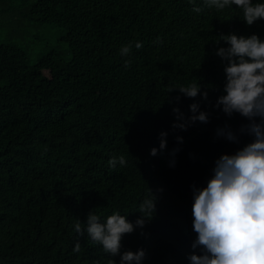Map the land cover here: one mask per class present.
Returning <instances> with one entry per match:
<instances>
[{"label": "trees", "instance_id": "16d2710c", "mask_svg": "<svg viewBox=\"0 0 264 264\" xmlns=\"http://www.w3.org/2000/svg\"><path fill=\"white\" fill-rule=\"evenodd\" d=\"M242 19L237 6L218 12L204 0H0V29L16 36L0 42V264H119L75 223L86 227L91 210L101 222L116 211L134 222L150 190L155 214L123 236L121 252L144 249L142 264H190L200 254L192 249L193 190L207 187L216 160L252 140L216 136L248 123L214 107L225 84L216 50L227 47L214 41L229 33L264 40V20ZM34 24L62 33L30 58L18 43ZM189 83H200L207 100L169 91ZM194 102L209 122L173 129V108L187 117ZM121 155L126 166L111 169L109 159Z\"/></svg>", "mask_w": 264, "mask_h": 264}, {"label": "clouds", "instance_id": "9594fccd", "mask_svg": "<svg viewBox=\"0 0 264 264\" xmlns=\"http://www.w3.org/2000/svg\"><path fill=\"white\" fill-rule=\"evenodd\" d=\"M194 3V0H189ZM204 5L215 8L218 12L237 6L243 12L242 21L251 26L258 20H264V3H253L252 0H204ZM193 12H200V7H193ZM214 42L223 41L227 47H219L216 55L224 62L225 84L223 95H220L214 105L227 116L234 113L245 118L237 131L229 126L217 128L216 136L228 141L239 143L241 135L252 137L251 142L237 150L234 154L222 155L215 162L213 175L207 182V187L193 190L192 225L197 234L192 243L193 250L200 254H191L190 264H264V40L257 34L250 36L234 33L221 34ZM161 41L157 38V43ZM140 42L136 49L142 48ZM131 46L120 50L122 56L129 55ZM130 62L125 61V68ZM176 89L184 97L195 100L198 96L207 100V91L201 92L200 83L178 85ZM179 97H177V101ZM191 115L185 117L179 108H173L176 121L173 129L187 131L188 127L199 122L207 124L209 114L200 110V103L189 105ZM168 133L159 134V151L167 147ZM178 143L183 138L176 137ZM180 149L173 148L170 155L175 156ZM157 148L150 150V155L156 156ZM111 169L126 166L123 155L114 156L108 161ZM175 166V160L170 162ZM144 199L138 208L141 214L134 222L127 215L113 212L104 222H101L93 210L82 226L77 219L74 230L80 236L87 233V238L96 245L102 246L103 252L109 257H120L119 264H142L146 253L144 249L133 252H121L122 239L125 234H132L137 228L143 229L156 211V199ZM141 235H144L141 232ZM81 245L77 242L73 248L79 252ZM108 264H116L110 259Z\"/></svg>", "mask_w": 264, "mask_h": 264}, {"label": "rangeland", "instance_id": "374dc122", "mask_svg": "<svg viewBox=\"0 0 264 264\" xmlns=\"http://www.w3.org/2000/svg\"><path fill=\"white\" fill-rule=\"evenodd\" d=\"M23 30V28H21ZM27 32V33H23ZM22 32L23 34L20 37V42L18 43L24 51L27 52L30 58H35L37 54L39 55L42 52L43 46L47 43L49 45H54L58 40L62 31L60 28L54 27L52 25H30L26 26ZM16 38L10 39L6 32L0 29V42H5L8 40L14 41ZM35 39H40V42L35 41ZM62 49V48H60Z\"/></svg>", "mask_w": 264, "mask_h": 264}]
</instances>
